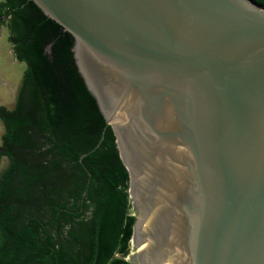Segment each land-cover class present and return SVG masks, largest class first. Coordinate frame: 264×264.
Returning <instances> with one entry per match:
<instances>
[{"label": "water", "instance_id": "1", "mask_svg": "<svg viewBox=\"0 0 264 264\" xmlns=\"http://www.w3.org/2000/svg\"><path fill=\"white\" fill-rule=\"evenodd\" d=\"M75 39L135 212L129 264H264V8L31 0Z\"/></svg>", "mask_w": 264, "mask_h": 264}, {"label": "trees", "instance_id": "2", "mask_svg": "<svg viewBox=\"0 0 264 264\" xmlns=\"http://www.w3.org/2000/svg\"><path fill=\"white\" fill-rule=\"evenodd\" d=\"M5 21L27 67L15 108H0V264H129L130 177L74 37L31 0L0 2Z\"/></svg>", "mask_w": 264, "mask_h": 264}, {"label": "rangeland", "instance_id": "3", "mask_svg": "<svg viewBox=\"0 0 264 264\" xmlns=\"http://www.w3.org/2000/svg\"><path fill=\"white\" fill-rule=\"evenodd\" d=\"M3 1L0 0V2ZM6 22H0V108L5 107L12 110L15 108L27 66L19 62L14 55L13 46L9 41L10 30ZM4 133L5 127L0 119V146ZM9 163L7 157L0 160V177Z\"/></svg>", "mask_w": 264, "mask_h": 264}]
</instances>
